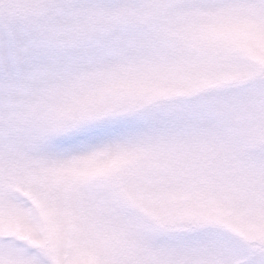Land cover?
Segmentation results:
<instances>
[{
  "label": "snow or ice",
  "instance_id": "obj_1",
  "mask_svg": "<svg viewBox=\"0 0 264 264\" xmlns=\"http://www.w3.org/2000/svg\"><path fill=\"white\" fill-rule=\"evenodd\" d=\"M0 264H264V0H0Z\"/></svg>",
  "mask_w": 264,
  "mask_h": 264
}]
</instances>
